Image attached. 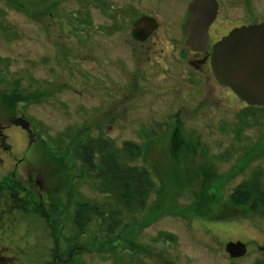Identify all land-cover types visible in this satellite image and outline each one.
<instances>
[{
	"label": "rangeland",
	"instance_id": "obj_1",
	"mask_svg": "<svg viewBox=\"0 0 264 264\" xmlns=\"http://www.w3.org/2000/svg\"><path fill=\"white\" fill-rule=\"evenodd\" d=\"M190 1L0 0V123L12 147L0 183L14 172L31 192L26 203L0 193V264H264V217L232 197L254 175L264 188V106L220 84L209 59L190 63ZM220 2L219 29L264 22V0ZM141 15L160 27L144 43L131 35ZM22 115L30 148L11 126ZM101 139L154 189L114 234L94 218L80 235V204H117L81 167V143ZM237 241L247 254L231 258Z\"/></svg>",
	"mask_w": 264,
	"mask_h": 264
},
{
	"label": "water",
	"instance_id": "obj_2",
	"mask_svg": "<svg viewBox=\"0 0 264 264\" xmlns=\"http://www.w3.org/2000/svg\"><path fill=\"white\" fill-rule=\"evenodd\" d=\"M216 0H193L189 5V18L185 26L186 44L195 52H203L208 44V31L217 17ZM158 27L153 17L142 16L135 23L132 36L145 41ZM211 66L218 82L231 88L249 106H264V23L244 25L233 29L213 45ZM15 125L28 131L30 145L34 133L30 122L19 118ZM231 258L247 254L241 241L226 244Z\"/></svg>",
	"mask_w": 264,
	"mask_h": 264
},
{
	"label": "trees",
	"instance_id": "obj_3",
	"mask_svg": "<svg viewBox=\"0 0 264 264\" xmlns=\"http://www.w3.org/2000/svg\"><path fill=\"white\" fill-rule=\"evenodd\" d=\"M129 146L136 148L133 145ZM127 151L129 152L127 156L131 157L132 150ZM80 153L81 167L88 179L94 182L100 193L113 197L117 204L109 211L88 203L80 204L73 217L75 228L78 234L83 235L93 219L97 218L101 219V227H105V232L114 234L115 230L122 226L120 218L125 211L135 214L146 210L149 196L154 189L149 174L145 168L129 165L106 139L81 143ZM254 176L252 180L243 182L235 188L233 203L246 205L250 212L264 217V188L260 177ZM14 179L13 172L0 183L1 196L4 197L5 190L8 189L12 192H8L12 197L22 195V200L26 203L31 192L27 188H22Z\"/></svg>",
	"mask_w": 264,
	"mask_h": 264
},
{
	"label": "flooded vegetation",
	"instance_id": "obj_4",
	"mask_svg": "<svg viewBox=\"0 0 264 264\" xmlns=\"http://www.w3.org/2000/svg\"><path fill=\"white\" fill-rule=\"evenodd\" d=\"M193 0H191L190 2H189V4H188V8H187V11H188V15L186 16V19H185V24H184V33H185V36H186V32H185V26H186V23H187V20H188V18H189V5H190V3L192 2ZM217 2H218V4H219V10H218V14H217V17H216V19L214 20V22L211 24V26L209 27V31H208V44H207V48H206V50L205 51H203V52H195V51H192L189 47H188V45H187V47H188V49H189V52L187 53V56L188 55H192L195 59L194 60H192L190 63L192 64V65H194L196 68H198V67H200L199 65L200 64H203L204 62H206L208 59H209V61H210V64H211V57H212V52H213V45L214 44H216L217 42H219L223 37H225V36H227L232 30H233V28H231V29H227V30H223V29H219L218 27H217V25H218V22H219V17H220V15H221V9H222V5H221V2H220V0H216ZM142 16H146V15H141V16H139L137 19H136V21L140 18V17H142ZM148 17H150V16H148ZM154 18V17H153ZM156 19V18H155ZM157 20V19H156ZM135 21V22H136ZM134 22V23H135ZM157 22H158V20H157ZM260 23H264V22H260ZM255 24H258V23H255ZM244 25H246V24H242V25H239V26H237V28L238 27H241V26H244ZM217 27V28H216ZM133 28H134V24H133ZM159 22H158V27H157V29L145 40V41H139V40H136L133 36V38H134V40L136 41V42H139V43H144V42H146V41H148L153 35H154V33H156L158 30H159ZM216 29H217V31H218V34L220 35L221 34V36H218V34H214L213 35V33L216 31ZM235 29V28H234ZM133 30V29H132ZM131 35H132V31H131ZM215 37H217V39H215ZM202 56H203V58H202ZM204 60H206V61H204ZM211 68H212V66H211ZM213 71V70H212ZM214 73V72H213ZM231 89V88H230ZM11 112H13V111H11ZM22 118H25L26 119V117L25 116H21ZM20 117H13L12 118V120H11V126H13V125H15V121L17 120V119H19ZM10 126V127H11ZM17 126V125H16ZM22 130H23V132L25 131V132H27V134H28V136H29V133H28V131H26V130H24L21 126H19ZM30 127H31V123H30ZM9 128V126H6V125H4V124H2V123H0V159H2L3 157H2V151L1 150H4L5 152H10L11 151V149H12V147L10 146V144H9V142H8V136L6 135V131H7V129ZM31 130L33 131V129H32V127H31ZM34 133V132H33ZM29 139H30V137H29ZM34 141H35V138H34ZM28 145H29V148L33 145V143L30 145V141H29V143H28Z\"/></svg>",
	"mask_w": 264,
	"mask_h": 264
}]
</instances>
